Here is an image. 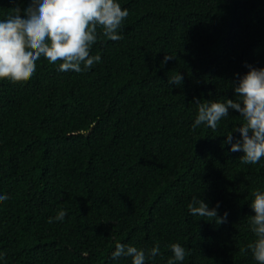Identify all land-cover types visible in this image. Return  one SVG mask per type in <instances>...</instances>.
Here are the masks:
<instances>
[{"label": "trees", "instance_id": "trees-1", "mask_svg": "<svg viewBox=\"0 0 264 264\" xmlns=\"http://www.w3.org/2000/svg\"><path fill=\"white\" fill-rule=\"evenodd\" d=\"M117 2L129 13L122 39L98 28L91 69L41 58L28 82L0 80V264H131L111 258L116 243L159 244L146 264H167L173 243L188 253L176 264H256L240 249L254 239L264 159L241 164L224 143L242 122L235 110L215 131L192 124L196 100L236 99L246 65L264 68V0ZM29 3L0 0V20L15 7L25 18ZM165 54L176 59L161 64ZM193 197L219 203L227 222L191 216Z\"/></svg>", "mask_w": 264, "mask_h": 264}, {"label": "clouds", "instance_id": "clouds-1", "mask_svg": "<svg viewBox=\"0 0 264 264\" xmlns=\"http://www.w3.org/2000/svg\"><path fill=\"white\" fill-rule=\"evenodd\" d=\"M15 7L12 14L0 20V80L12 83H26L31 80L37 67V61L45 58L49 64H58L62 72L81 73L100 62L99 55H91L92 46L97 42V29L111 41H119V34L129 13L122 9L117 0H30L23 10ZM176 59L165 54L161 64ZM249 71L243 75L234 87L236 99L220 101L196 100L197 114L192 124L193 130L202 124L215 131L220 121L229 116V110L240 114L242 122L224 135V143L230 145V151L241 152V164H258L264 159V68L246 65ZM184 77L176 73L168 81L174 86L181 85ZM238 132L236 139L232 133ZM235 140V142H233ZM9 196L0 194V202ZM250 207L254 215L249 217L250 230L254 239L241 248V253L251 252L256 264H264V191L254 190ZM216 207L209 208L200 198L193 197L188 205L189 214L205 218L204 220L222 224L227 222V213L218 215ZM66 212L60 210L56 217L63 221ZM173 258L167 264L183 262L188 254L179 243L168 246ZM159 244L147 252L136 246L116 243L111 258L118 260L130 258L131 264H146L149 258L160 255ZM4 253L0 252V259Z\"/></svg>", "mask_w": 264, "mask_h": 264}]
</instances>
